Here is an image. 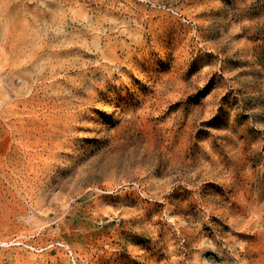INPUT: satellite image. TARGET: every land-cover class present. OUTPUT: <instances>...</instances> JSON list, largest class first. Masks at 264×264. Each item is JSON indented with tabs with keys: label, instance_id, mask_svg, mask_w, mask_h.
Segmentation results:
<instances>
[{
	"label": "rangeland",
	"instance_id": "1",
	"mask_svg": "<svg viewBox=\"0 0 264 264\" xmlns=\"http://www.w3.org/2000/svg\"><path fill=\"white\" fill-rule=\"evenodd\" d=\"M0 170V264H264V0H0Z\"/></svg>",
	"mask_w": 264,
	"mask_h": 264
},
{
	"label": "bare ground",
	"instance_id": "2",
	"mask_svg": "<svg viewBox=\"0 0 264 264\" xmlns=\"http://www.w3.org/2000/svg\"><path fill=\"white\" fill-rule=\"evenodd\" d=\"M28 135V134H27ZM27 138H28V136H27ZM35 139V138H34ZM46 145V144H45ZM1 171V170H0ZM151 228H153V227H151ZM148 229V228H147ZM155 230V229H154ZM150 231V230H149ZM218 246V245H217ZM215 247V246H214ZM216 248V247H215ZM198 252V251H197ZM203 261V260H202ZM204 263V262H203ZM207 263V262H206Z\"/></svg>",
	"mask_w": 264,
	"mask_h": 264
}]
</instances>
